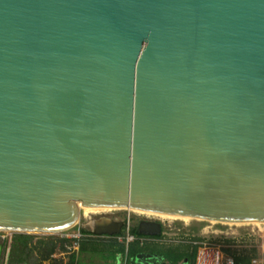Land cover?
<instances>
[{
  "label": "water",
  "instance_id": "obj_1",
  "mask_svg": "<svg viewBox=\"0 0 264 264\" xmlns=\"http://www.w3.org/2000/svg\"><path fill=\"white\" fill-rule=\"evenodd\" d=\"M80 206L264 224V0H0V233Z\"/></svg>",
  "mask_w": 264,
  "mask_h": 264
},
{
  "label": "rangeland",
  "instance_id": "obj_2",
  "mask_svg": "<svg viewBox=\"0 0 264 264\" xmlns=\"http://www.w3.org/2000/svg\"><path fill=\"white\" fill-rule=\"evenodd\" d=\"M91 219L97 222L100 220H123L122 233H119L120 240H110L111 242H109L105 238L92 236L94 235L93 229L88 226L90 219L80 215L76 225L66 232L55 235L30 234L27 239L26 255L31 264H66L70 260L71 254L78 251L75 249H78L80 242L87 245V252L86 254H77L79 264H113L114 260L116 261L115 264L119 263L118 258H112L113 260L106 262L104 258L110 255L106 250L112 246L111 250L116 251L118 245L121 244L127 249V245H130V242H127L129 235L127 228L136 227L139 222L159 225V231L156 234L159 235V238H147L148 241L153 243V246L147 245L144 246L145 248L156 249L157 251H172L180 255L191 253L196 248L197 254L203 250L210 255L218 251L223 257L233 260L236 257H250L251 261H255V264H264V225L260 227L253 225L228 226L210 224L204 221H191L185 224L178 221L150 219L127 211H111L94 215ZM0 237L9 241L12 235L0 233ZM73 237L79 238L75 249L72 248ZM123 237L125 239H122ZM66 239L73 241L68 244V242H63ZM69 247L72 249L70 250ZM5 257L6 255H3V261L1 260V262H4ZM137 260H135V264H138ZM143 261L141 260L139 264H151Z\"/></svg>",
  "mask_w": 264,
  "mask_h": 264
},
{
  "label": "trees",
  "instance_id": "obj_3",
  "mask_svg": "<svg viewBox=\"0 0 264 264\" xmlns=\"http://www.w3.org/2000/svg\"><path fill=\"white\" fill-rule=\"evenodd\" d=\"M132 235H137L135 232H131ZM30 237V235L27 234H13L12 238L10 240L9 245L7 246L6 240H3L0 238V252H3V255H6L4 262H1V264H31L28 256L26 255V247H27V239ZM73 241V240H71ZM69 239L63 241L68 242V244L71 242ZM74 242V241H73ZM79 252L83 253L86 251V244L85 243H79L78 244ZM116 251H112L110 246L107 248L106 252L110 253V255L105 257V260H111L112 258L116 259L118 258L119 261L122 260V258L125 256L127 260H131L135 257L137 253H143V252H150V253H157L160 254L162 257H164L167 261L177 263L182 261L184 258L187 259V264H195L196 261V255H197V249L195 248L193 252L187 253V254H177L172 251H157L156 249H150V248H138V243L136 242L134 245H129L127 249L124 247L123 244L118 245ZM8 247V249H6ZM94 247V245H93ZM94 249V248H93ZM48 255V253H46ZM76 253H72L70 256V260L66 264H78L76 260ZM113 260V259H112ZM3 261V258H2ZM115 260L114 263L115 264ZM234 264H251V258L250 257H236L234 259Z\"/></svg>",
  "mask_w": 264,
  "mask_h": 264
},
{
  "label": "flooded vegetation",
  "instance_id": "obj_4",
  "mask_svg": "<svg viewBox=\"0 0 264 264\" xmlns=\"http://www.w3.org/2000/svg\"><path fill=\"white\" fill-rule=\"evenodd\" d=\"M109 222L110 223H112V222H120V223H122V226L119 228L117 234H113V235H110V236L109 235H95L94 234L92 236L98 237V238H105V240H109V242H111L110 240H120V234L122 233L123 223H124L123 220L122 221L121 220H115V221H110L109 220ZM127 231H128V234L131 235L130 237L132 238V240L129 241L130 245H132V244L134 245L137 242L138 243V248H145L144 246H147V245L153 246L152 245L153 243L148 241V239H151V238H156L157 239V238H159V235H156V234L153 235L152 234V233H155L154 223L139 222L136 227L135 226L131 227V228L128 227ZM131 232H135L137 235H132V234H130ZM140 232H144L146 234H141ZM122 239H125V238L123 237ZM118 242L120 243L121 241H118ZM127 246H129V245H127ZM164 252H167V251H164ZM135 260L138 261L137 262L138 264L141 263L140 262L141 260H144L143 262L151 263V264H187V259L186 258H184L180 262L173 263V262L167 261L160 254L150 253V252L137 253L134 258H132L129 261L127 260L124 264H135ZM108 261L110 262V260H108Z\"/></svg>",
  "mask_w": 264,
  "mask_h": 264
},
{
  "label": "bare ground",
  "instance_id": "obj_5",
  "mask_svg": "<svg viewBox=\"0 0 264 264\" xmlns=\"http://www.w3.org/2000/svg\"><path fill=\"white\" fill-rule=\"evenodd\" d=\"M80 215L83 217L89 218L88 226L92 228L93 230L98 227H103L104 225H108L110 223L107 220H100V221H94L91 219L94 215L104 214L111 211H127L129 213L144 216L146 218L160 220V221H178L182 223H188L191 221H204L210 224H219V225H228V226H244V225H253V226H262L264 224H234V223H223V222H216V221H208V220H200V219H193V218H186V217H179V216H171V215H164V214H156V213H149V212H142V211H136V210H130V209H95V208H86L80 206ZM184 224V225H185ZM252 226V227H253ZM210 227V226H208ZM206 228V227H205ZM264 228V226H263ZM255 229V227H254ZM209 230V229H208ZM52 235V234H49Z\"/></svg>",
  "mask_w": 264,
  "mask_h": 264
},
{
  "label": "built area",
  "instance_id": "obj_6",
  "mask_svg": "<svg viewBox=\"0 0 264 264\" xmlns=\"http://www.w3.org/2000/svg\"><path fill=\"white\" fill-rule=\"evenodd\" d=\"M78 237H73V240H74V242L72 244L73 249H75V247L78 244L77 243V241L79 239ZM131 240H132V238L128 236L127 242H129ZM72 248L69 247L70 250ZM195 264H234V260L231 258H228V257H223V255L220 254V252H218V251H216L215 253H212V255H210L207 251L203 250V251H200L196 255ZM251 264H255V261L254 260L251 261Z\"/></svg>",
  "mask_w": 264,
  "mask_h": 264
},
{
  "label": "crops",
  "instance_id": "obj_7",
  "mask_svg": "<svg viewBox=\"0 0 264 264\" xmlns=\"http://www.w3.org/2000/svg\"><path fill=\"white\" fill-rule=\"evenodd\" d=\"M0 238L3 239V240H5V239L2 238V237H0ZM11 238H12V237H11ZM10 240H11V239H9V241H6V242H7V245H9ZM80 243H81V242H80ZM27 245H28V242H27ZM78 248H79V246H78ZM7 249H8V247H7ZM86 249H87V247H86ZM75 250H78V249H75ZM86 252H87V251H85V252H83V253H81V254H86ZM75 253H76V256H77V254H79L80 252H79V250H78V251H76ZM79 255H80V254H79ZM2 257H3V252L0 253V264H1ZM104 259H105V258H104ZM76 260H77V263L79 264L78 257H76ZM87 260H88V259H87ZM126 261H127V258L124 256V257L122 258V260L119 261V263H116V264H124Z\"/></svg>",
  "mask_w": 264,
  "mask_h": 264
}]
</instances>
